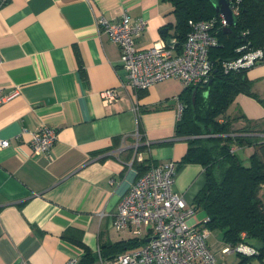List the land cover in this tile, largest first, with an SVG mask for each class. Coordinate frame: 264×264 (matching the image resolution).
<instances>
[{"label":"crops","instance_id":"1","mask_svg":"<svg viewBox=\"0 0 264 264\" xmlns=\"http://www.w3.org/2000/svg\"><path fill=\"white\" fill-rule=\"evenodd\" d=\"M123 12L147 22L136 47L166 43L164 33L176 42L175 15L165 0H0V92L16 90L0 104V137L11 140L0 148V264L80 261L79 241L94 257L88 264H111L100 248L132 238L117 232L112 219L140 165L174 161L173 189L188 205L204 184L202 165L179 163L187 149L175 134L181 81L167 78L140 90L121 85L126 73L119 47L96 18L117 21ZM261 49L245 76L264 99ZM112 87L119 98L106 103L101 91ZM226 117H237V127L253 125L257 131L250 134L264 137V105L255 97L238 93ZM43 125L57 131L46 156L30 152L26 134L13 139L22 127ZM136 131L148 142L138 150L141 162L133 158ZM237 149L251 153L254 147ZM259 196L264 203V189ZM196 212L197 220L206 217ZM213 231L206 240L217 261L263 264L221 254L226 242L220 230L210 237Z\"/></svg>","mask_w":264,"mask_h":264},{"label":"trees","instance_id":"2","mask_svg":"<svg viewBox=\"0 0 264 264\" xmlns=\"http://www.w3.org/2000/svg\"><path fill=\"white\" fill-rule=\"evenodd\" d=\"M165 1L172 5L175 15L174 47L177 51L181 50L190 31V21L214 19L212 31L216 45L208 52L211 75L203 84L184 86L177 97L183 108L175 124V134L184 137L187 143L179 163H198L204 168L205 181L194 196L193 205L209 218L205 223L209 230L222 232L223 241L237 244L243 240L256 248L254 255H239L243 261L256 258L264 264V203L259 196L264 189V137L250 134L257 131L253 125L234 128L238 118L226 117L238 93L251 95L263 105L264 99L251 91L245 76L247 68L226 72L222 66L227 60L264 46V0H229L236 10L235 22L230 28L222 24L209 0ZM162 38L166 41L168 35L164 33ZM245 146L254 147L247 165L235 150V147ZM150 164L140 165L141 173ZM242 232L245 233L243 239ZM145 242L146 238L142 237L103 245L100 255L113 259ZM79 244L84 254L77 264L92 262L94 257L90 250L80 241Z\"/></svg>","mask_w":264,"mask_h":264},{"label":"built area","instance_id":"3","mask_svg":"<svg viewBox=\"0 0 264 264\" xmlns=\"http://www.w3.org/2000/svg\"><path fill=\"white\" fill-rule=\"evenodd\" d=\"M235 14V8L231 7ZM221 22L225 25L224 20ZM144 18L131 19L123 12L117 21H110L104 16L96 18V25L116 43L120 50V64L125 70L126 78L121 84L134 90L145 89L153 83L170 77L178 78L183 86H198L207 82L211 75L212 63L208 59L210 48L216 45L212 28L214 19L190 21L181 50L177 51L171 42L164 41L148 48H138L135 38L146 27ZM262 58V49L247 51L233 60L223 62L224 71H236L249 68ZM16 90L0 92V104L9 100ZM104 102L110 103L119 98L118 89L106 88L101 91ZM177 99L178 118L183 108ZM137 106H135V109ZM26 134L27 146L32 154L48 155L57 139V131L46 125L36 129L22 127L13 139L18 141ZM133 158L143 161L138 147L148 145L142 141L141 134L135 132ZM9 138L0 137V148L9 146ZM234 147L231 148L233 150ZM176 163L166 161L151 163L130 185L117 202L112 219L113 228L127 232L132 238H146V242L134 249L119 253L110 260L111 264H228L217 261L206 237L209 229L202 220L195 218L194 205H188L182 196L174 191V174ZM242 239L245 233H241ZM236 253L251 256L257 253L254 246L243 240L237 244L225 243L221 254ZM78 259L70 257L65 264H77ZM20 264H30L22 261Z\"/></svg>","mask_w":264,"mask_h":264},{"label":"water","instance_id":"4","mask_svg":"<svg viewBox=\"0 0 264 264\" xmlns=\"http://www.w3.org/2000/svg\"><path fill=\"white\" fill-rule=\"evenodd\" d=\"M210 3L215 8V11L218 13L220 18L224 20L225 26L230 28L229 26L234 24L235 15L231 10L230 1L229 0H209ZM165 31V30H162ZM170 39H166V44L170 45ZM196 92V88L193 90V96Z\"/></svg>","mask_w":264,"mask_h":264},{"label":"rangeland","instance_id":"5","mask_svg":"<svg viewBox=\"0 0 264 264\" xmlns=\"http://www.w3.org/2000/svg\"><path fill=\"white\" fill-rule=\"evenodd\" d=\"M170 78H174V77H170ZM233 127L234 128H236L237 127V125H235V124H233ZM237 154H238V156L241 158V160H242V162L245 164V165H247L248 163H249V161H248V157H249V152L248 151H244V150H242V149H237ZM198 212V211H197ZM196 212V213H197ZM202 215H203V213L202 212H198V217H202ZM219 229H216V230H214L213 231V233H212V235H210V237L211 236H215V234H219ZM217 236V235H216Z\"/></svg>","mask_w":264,"mask_h":264}]
</instances>
